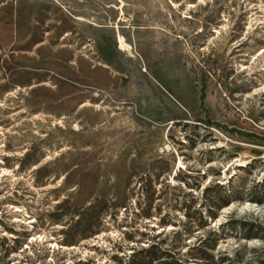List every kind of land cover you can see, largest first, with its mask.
I'll use <instances>...</instances> for the list:
<instances>
[{
	"label": "rangeland",
	"instance_id": "374dc122",
	"mask_svg": "<svg viewBox=\"0 0 264 264\" xmlns=\"http://www.w3.org/2000/svg\"><path fill=\"white\" fill-rule=\"evenodd\" d=\"M153 245L264 264V0H0V264Z\"/></svg>",
	"mask_w": 264,
	"mask_h": 264
},
{
	"label": "trees",
	"instance_id": "16d2710c",
	"mask_svg": "<svg viewBox=\"0 0 264 264\" xmlns=\"http://www.w3.org/2000/svg\"><path fill=\"white\" fill-rule=\"evenodd\" d=\"M203 98V97H202ZM42 169H40L41 171ZM83 222V220H80L79 222H77V224H81ZM92 232V231H91ZM85 233V232H84ZM82 233L83 236H85L86 234ZM215 236H218V234L216 232H214ZM155 250V245L151 246L149 249L142 251L141 255H144L143 261H145L146 263H136V264H155L156 262H158L159 260L162 259V257L154 254L152 255L153 251ZM134 256L136 257L137 254L134 253ZM135 264V263H133ZM158 264V263H156Z\"/></svg>",
	"mask_w": 264,
	"mask_h": 264
}]
</instances>
